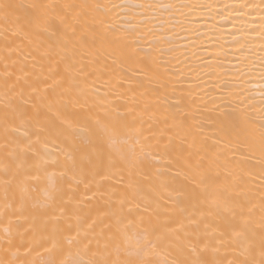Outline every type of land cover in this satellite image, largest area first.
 <instances>
[{"label": "snow or ice", "instance_id": "obj_1", "mask_svg": "<svg viewBox=\"0 0 264 264\" xmlns=\"http://www.w3.org/2000/svg\"><path fill=\"white\" fill-rule=\"evenodd\" d=\"M0 21L39 55L0 90V264H264V0H0Z\"/></svg>", "mask_w": 264, "mask_h": 264}, {"label": "bare ground", "instance_id": "obj_2", "mask_svg": "<svg viewBox=\"0 0 264 264\" xmlns=\"http://www.w3.org/2000/svg\"><path fill=\"white\" fill-rule=\"evenodd\" d=\"M55 2L60 5L65 2V0H55ZM195 2V0H193ZM215 19H218L215 18ZM215 19L208 20L205 17V20L208 22L205 23L201 21L200 26V35H195L193 33L182 34L183 39L179 41L184 47L188 48L190 59L187 63L190 64H202L203 61L197 59L192 56L191 50L200 51L199 45L201 42L204 46H210L212 41L206 38V30L209 27H217L215 23ZM252 18L246 17L245 20L233 21L236 24L237 28L247 27L251 28L253 25L251 23ZM222 24L224 22H221ZM3 22L0 21V25ZM6 27V26H5ZM220 29H218L219 31ZM225 32V41L226 47H231L232 43H234V37L230 34L233 29L230 25L225 26L223 29ZM215 36H213V39ZM237 39L239 36L237 35ZM248 39L252 40V42L259 48L260 40L256 34H251ZM195 42V43H192ZM202 55L206 56L207 53H202ZM31 57H36L39 59L38 52L36 51L34 45L30 44L28 41L23 40L22 37L11 35L8 31H3L0 33V90L5 87L6 81L11 83L14 81L15 77L19 75L21 65H26L30 62ZM229 59L232 60V64L226 65L231 71H235L237 65V56H229ZM13 125V121L8 118L6 115L5 108L0 105V166L7 164L9 166V171L6 173L2 169H0V198H3L4 195V181H10L7 185L9 195L15 190V181L12 180V170L15 168V161L9 158L6 155V149L4 147L5 144L11 145V143L15 139L14 133L11 132V128Z\"/></svg>", "mask_w": 264, "mask_h": 264}]
</instances>
